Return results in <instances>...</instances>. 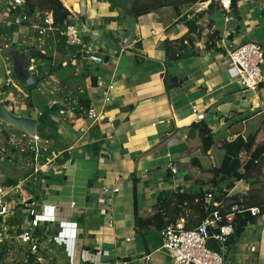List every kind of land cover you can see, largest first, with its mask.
Wrapping results in <instances>:
<instances>
[{"label":"crops","instance_id":"0c3cea01","mask_svg":"<svg viewBox=\"0 0 264 264\" xmlns=\"http://www.w3.org/2000/svg\"><path fill=\"white\" fill-rule=\"evenodd\" d=\"M65 1L74 13V22L83 24L86 42L108 61L106 71L116 74L118 86L112 99L106 100L95 83L104 70L82 57L75 58L69 48L58 53L54 40L47 39L44 46L53 50L55 63L62 61L63 67L48 76L45 91L34 97V117L40 127L42 116L48 114L50 145L59 144L60 148L50 156L57 170L48 171L50 183L36 188V193L62 204L74 200L84 209L66 225L50 224L49 232L57 238V258L51 264H170V255L162 249L160 229L155 224L139 229L135 212L143 218L152 217L161 191L177 187L196 190L201 183L204 189H215L209 181L212 169L220 166L224 157L223 141L238 134L246 136L261 126L264 81L255 93L243 90L227 50L248 41L264 46V0H239L238 12H232L233 19L228 22L221 6H214L213 27L203 31L200 42H194L199 54L175 61L167 58L165 41L187 33L181 16L191 18L207 9L211 0L203 6L182 5L180 11L166 6L138 18L112 9L103 0ZM203 21H209V16ZM25 28L24 34L18 35L27 38ZM214 29L222 35L218 48L204 50L206 33ZM4 35L0 44L6 49L8 33ZM37 36L34 30L29 39ZM11 38L16 35L11 33ZM167 72L182 79L180 86L167 90ZM82 91L87 92L97 117L87 116L86 111L79 116L74 110L70 114L74 95ZM201 113L205 118L200 120ZM200 121L214 132L215 144L208 151L192 148L189 141L190 126ZM64 153L69 159L59 164ZM193 157L196 164L191 163ZM171 165L178 171L172 172ZM62 172L66 177L57 184L56 175ZM243 182L237 181L228 193H246L249 187ZM86 251L95 254L98 262H84ZM224 255L228 264H264V213L247 225L231 248L226 247Z\"/></svg>","mask_w":264,"mask_h":264},{"label":"built area","instance_id":"2783aa9c","mask_svg":"<svg viewBox=\"0 0 264 264\" xmlns=\"http://www.w3.org/2000/svg\"><path fill=\"white\" fill-rule=\"evenodd\" d=\"M209 1V0H208ZM225 12V20L228 22L233 19L232 16V0H216ZM4 5L0 9V26L8 28L12 25L26 26L30 30L37 32V39L29 42L28 48L24 52H28L31 47L36 49L47 48L45 45L48 38L54 40L53 45L56 44V32L66 37L67 44L80 46L82 58L88 63L102 68L104 71L97 75V86L101 89L102 95L106 100H111L112 91L118 86V79L115 73L106 71L108 61L104 55L98 50L91 48L90 44L86 42L84 36L79 34V29L74 22V13L71 11L70 18L72 22L66 23L65 26L59 28L55 26V19L52 12H42L40 10H29L26 7L25 0H3ZM207 2V1H205ZM2 0H0V4ZM201 3L203 6L204 2ZM197 4V3H196ZM16 10H19L16 12ZM27 24H24V23ZM5 33L0 32V39ZM50 48H52V46ZM7 48V46H6ZM227 53L231 57L233 66L237 70L238 80L243 90H250L254 93L260 89L261 83L264 81L263 66H264V46L257 41L244 42L232 49H228ZM0 57L6 63V78L4 81L3 91L10 92L5 99L0 102L8 101L16 102L13 96V88L17 91L25 89L19 78L16 77L14 64L9 54L6 52L4 46L0 44ZM34 62V60H33ZM33 62L29 65V70L34 76L38 74L37 65ZM45 80H41L37 84L40 92L45 90ZM54 104L58 101L54 100ZM52 103V104H53ZM76 103L73 102V104ZM7 108L15 115H25L19 111L22 109L16 108V105ZM74 106L70 110L73 115ZM19 112V114H17ZM86 115L89 117H97L98 112L94 106H90L86 110ZM30 116V115H29ZM198 118L204 119L205 114L201 113ZM113 127V123L111 122ZM17 128V127H16ZM19 129V128H18ZM85 128H81V132H85ZM24 137L30 136L33 143L32 150L35 152L34 169H32V176L34 182L38 179L40 172L47 173L52 168V161L50 155L45 161L41 160L42 149L47 150L50 147V138H43L38 132L31 135L25 130H21ZM16 144V137L12 138ZM2 158V157H0ZM172 172H177L178 168L171 165ZM27 177L19 180L17 183L8 184L0 182V251H5L6 257L0 258V264H51L57 258L56 236L49 232L50 224L57 223L66 225L78 215L84 213V209L79 207L76 201H70L69 204H62L58 199L50 196H36L29 189L27 185L30 183ZM119 189L116 187L114 191ZM213 188L209 187L205 191V208L208 217L198 226L194 228H187L185 226V218L181 217L174 222H171L160 229L162 236V249L166 251L171 258L170 264H228L224 252L229 236L234 232L232 223L220 224L223 219V214L218 208L222 206L221 201H214ZM232 210H239L237 204L232 206ZM244 210H249L252 215L259 217L261 209L258 206H252ZM242 211V210H239ZM230 213L226 215L227 218L232 216ZM210 227L218 229L213 235L210 233ZM214 237L221 249L216 250L209 247V240ZM14 249H18L20 258L11 263H2L7 257L12 254ZM84 250L82 251L83 255ZM87 256L84 257V262H98L95 254L86 251ZM149 258V255H147Z\"/></svg>","mask_w":264,"mask_h":264},{"label":"trees","instance_id":"16d2710c","mask_svg":"<svg viewBox=\"0 0 264 264\" xmlns=\"http://www.w3.org/2000/svg\"><path fill=\"white\" fill-rule=\"evenodd\" d=\"M26 7L29 10L35 9L42 12H52L55 19V26L61 28L65 26L66 23L72 22L71 11L65 6V0H25ZM110 3L112 9H119L125 13V15L138 18L141 15L147 14L149 12L155 11L159 8L172 6L176 10L180 11L182 5H191L199 2L208 3V0H103ZM239 0H232V12L237 14L238 7L237 3ZM214 6H219V2L216 3L215 0H211L207 9H202L196 13L193 11L190 14H195L191 18H188L187 14L181 16V20L185 22L188 28L187 33L177 39H167L165 41V50L167 53V58L175 61L180 58L199 54L200 50L195 48V40L199 42L203 39V31L206 28H212L214 24V19L212 16V10ZM19 10H16L18 12ZM209 16V21H203L206 16ZM207 22V23H206ZM206 23V24H205ZM24 24H27L26 22ZM20 26L12 25L8 28H2L0 26V32L2 33H13ZM195 35V36H193ZM56 44L55 50L58 53H64L68 48L72 50L75 58H80L82 52L80 51V46L67 44L66 37L60 35L56 32ZM222 38L221 31L219 29H214L206 33V40L204 41L203 49L210 50L217 47V41ZM35 50V51H34ZM34 51V52H33ZM6 52L9 54L11 60L14 62V57L17 56V64H22L23 68L29 69V65L35 61L40 60L37 66L38 74H35V83L26 88L30 93L37 88V84L41 80H46L50 74L54 71L63 67L62 61L55 63L53 50L48 48L36 49L31 47L26 53L20 51L17 48V43L12 42L11 45L8 44ZM16 61L14 62L15 65ZM67 64H70L68 61ZM16 77H20L16 74ZM182 79L177 75L167 72L165 75L166 88L169 91L172 88L180 86ZM97 83V78L95 80ZM14 88V87H13ZM6 89V87H5ZM4 89V90H5ZM16 90V88H14ZM39 91V90H38ZM33 96V95H32ZM76 103H74V111L76 115L82 114L90 107V100L86 91L78 92L74 95ZM34 102L31 100L29 104L33 106ZM5 104H7L5 102ZM60 106L59 104H56ZM49 111L51 106L48 107ZM43 109V107H42ZM42 116L41 120L48 127L51 126L52 122L50 118ZM189 141L192 144L191 147H201L205 151H208L213 144H215L214 132L207 125L206 122L200 121L195 122L190 126ZM51 128V127H50ZM38 129V128H37ZM264 131V123L253 133L246 136L238 134L234 139L223 141L221 147L224 149L225 154L221 161L220 166L214 167L212 169L213 177L210 179L212 186L215 188L214 201H221L222 206H219L223 219L220 224L232 223L234 226V232L229 236V240L226 243V247L231 248L235 244L242 233L246 229L249 223L255 222L257 216L251 214L249 210H244L252 206H258L261 209V213H264V194L259 187H255L257 182V177L255 173L261 172L264 165V138L261 141H257V137L260 131ZM38 133L43 138H49L50 135L44 134L37 130ZM174 132L171 133L172 136ZM194 141V142H193ZM49 149V148H48ZM47 149V150H48ZM42 149L41 160L45 161L47 156H49V151ZM34 158L35 152L32 150L30 152ZM69 159V155L64 153L62 158H59V164L65 163ZM191 163L196 164L197 158L193 157ZM51 175H47L45 172H40L38 174V179L36 182L30 183L26 186L33 194L36 193V188H46L50 183ZM65 174L56 175L57 184L62 183L65 179ZM247 179L250 181L251 185L247 189L246 193L235 192L229 194L227 189L234 186L237 181ZM19 181L16 177L7 178L5 183L12 184ZM231 181V182H229ZM233 182V183H232ZM226 185L222 187V185ZM231 186H228V185ZM134 197L136 199V185ZM207 189L203 188V183L200 184L196 190H187L182 187H177L173 190L161 191L158 195L157 209L155 213L150 218H143L135 212L136 225L139 229L147 227L151 224H155L157 228L161 229L167 224L176 221L177 219L184 217L185 226L187 228H194L201 224L207 217L208 212L205 208V191ZM237 204L239 210H232V206ZM232 213L233 215L229 218L226 215ZM218 231L215 227H210V233L213 235ZM209 247L220 250L221 244L212 236L209 240ZM5 251H0V258L6 257Z\"/></svg>","mask_w":264,"mask_h":264},{"label":"rangeland","instance_id":"374dc122","mask_svg":"<svg viewBox=\"0 0 264 264\" xmlns=\"http://www.w3.org/2000/svg\"><path fill=\"white\" fill-rule=\"evenodd\" d=\"M66 3L68 6L67 1H66ZM3 5H4V2L2 0V3L0 4V9L3 7ZM76 24H77L78 29H79V34L81 36H84L83 24L78 23V22ZM24 28H25L24 26H21V29L19 27L16 31L13 32V36L16 35V39H13L14 37L11 38V33H9L7 35V39H6L5 43H9V45H11V43L13 41H16L17 46L19 47V49L21 51L25 50L26 47L28 48L26 43L29 44V42L31 40H33V39H29V37L34 36V30L31 29V31H30L29 29L25 28L26 31L29 32V33H25V35L28 34V37L26 38L23 35L19 36L18 32H19V34L20 33L24 34V32H23ZM25 40H26V42H25ZM2 42H4V41H2ZM49 50L50 49L48 48V51ZM13 64H14V62H13ZM33 64H34V66H36L37 61H35ZM5 65H6L5 61L0 57V100H3V99H5V97H7V96H5V94H3V91L5 89L4 81L6 78V66ZM46 84H45V86H46ZM13 90H14V88H13ZM13 93H14L13 98H14V100H16V102H10V103L8 101H5V102L9 106L16 105V108L22 109L23 111H19V112L24 113L25 116L30 115L31 117H34V105L31 106L29 104V102L31 100L34 102V100H35L34 97L41 96L40 92L38 90L34 89L31 92V97H30V93L27 91L26 88L23 89V91L14 90ZM36 106L37 107L41 106V103L37 104ZM6 108H7V106H6ZM19 112H17V114H19ZM252 123H255V122L254 121L250 122L251 126H253ZM263 123H264V121L261 123V125ZM37 125H38L37 128L40 130V132H44V134L50 135V133H51L50 127L46 126L41 121H40V127H39L38 122H37ZM21 130L22 129H18L15 126L7 123L6 121H4L3 119L0 118V157H2V158H0V182H5L7 178H11V177H16L19 180L25 179L27 177L28 179H30L31 184L33 182L34 178L32 176V172H33L32 169H34V164H35L34 162L35 161H34V158L32 157V154L30 153L32 151L33 143L31 142L30 136H28V137L22 136ZM225 130H226V128H225ZM14 136L16 137V144H14L12 141V138H14ZM50 137H51V135H50ZM263 138H264V131L262 130L258 134L257 141H261V140H263ZM59 148H60L59 144H53V145H50L47 152L49 151V155L52 156L55 151L58 152ZM56 170L57 169L52 166V168H50L47 171L50 172V171H56ZM255 176L257 177V182L255 184V187H259L263 191V194H264V165L261 169V172L255 173ZM243 181H244L243 185L245 188L250 187L251 183L249 180L243 179ZM229 182H231V181H229ZM224 186H226V185L225 184L222 185V187H224ZM228 186H231V185L229 184ZM235 186H236V184L234 183V186L231 188H234ZM241 187L242 186L239 187V190L244 191V190H242ZM18 251H19L18 249H14V251H12V254L9 257H7L5 259V261L2 263H5V262L11 263V262L18 260L20 258ZM62 258H63V256L60 254L59 259H62Z\"/></svg>","mask_w":264,"mask_h":264},{"label":"water","instance_id":"95a60500","mask_svg":"<svg viewBox=\"0 0 264 264\" xmlns=\"http://www.w3.org/2000/svg\"><path fill=\"white\" fill-rule=\"evenodd\" d=\"M14 58V62L16 61L14 70L15 73L20 77L23 87L28 88L32 86L36 81L35 77L32 75L29 69L27 70V68H23L22 65L17 64V56ZM0 118L19 129L27 131L31 135H34L37 132V118L25 115H15L6 108L4 102H0ZM172 123L173 122L171 121V124Z\"/></svg>","mask_w":264,"mask_h":264},{"label":"clouds","instance_id":"9594fccd","mask_svg":"<svg viewBox=\"0 0 264 264\" xmlns=\"http://www.w3.org/2000/svg\"><path fill=\"white\" fill-rule=\"evenodd\" d=\"M38 132V131H37Z\"/></svg>","mask_w":264,"mask_h":264}]
</instances>
